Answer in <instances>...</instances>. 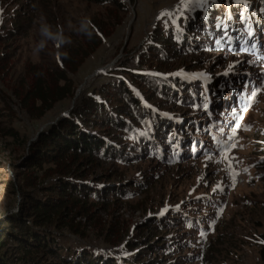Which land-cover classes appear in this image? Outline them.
Wrapping results in <instances>:
<instances>
[{
  "label": "rangeland",
  "instance_id": "obj_1",
  "mask_svg": "<svg viewBox=\"0 0 264 264\" xmlns=\"http://www.w3.org/2000/svg\"><path fill=\"white\" fill-rule=\"evenodd\" d=\"M252 1L116 0L123 11L85 0H0V57L5 54L9 63L8 75L0 79V223L22 203L17 168L30 144L82 99L104 105L102 89L113 94L114 106L106 108L114 116L113 108L126 104L117 90L124 84L147 110L181 132L172 128L161 147L146 141L141 128H136L138 140L117 134L114 127L110 133L88 126L87 132L105 139L110 152L81 184L94 190L88 198L97 205L94 217L120 225V240L110 245L92 227L83 239L54 232L62 255L85 249L115 264H264V19L254 26L264 1L261 10L251 11ZM110 10L119 25L110 19ZM41 16L65 28L73 41L65 47L85 42L68 24L86 17L101 45L70 76L74 97L33 120L11 87L30 66H60L62 49L58 53L50 44L39 55L32 51ZM99 26L111 36H101ZM160 35L172 41L168 55L154 45ZM167 81L180 83L177 92L167 90ZM256 88L262 91L251 104ZM8 127L17 138L2 133ZM124 146L132 151L116 148ZM5 244L11 250L13 244Z\"/></svg>",
  "mask_w": 264,
  "mask_h": 264
},
{
  "label": "trees",
  "instance_id": "obj_2",
  "mask_svg": "<svg viewBox=\"0 0 264 264\" xmlns=\"http://www.w3.org/2000/svg\"><path fill=\"white\" fill-rule=\"evenodd\" d=\"M85 1L126 10L116 0ZM263 1L249 2L250 10L255 8L261 10L260 3ZM109 13H111L110 19L117 20L115 23L119 25L121 22L115 11L110 10ZM263 19V12L257 14L256 24L253 22L254 26H257L258 22H263ZM99 29L100 31L98 29L97 31L101 36L105 38L111 36L108 30L101 26ZM99 37L93 36L91 40L86 39L85 42H77L62 49L59 54L60 66H30L25 77L11 87V92L21 110L31 119L40 120L57 103L73 98L76 88L70 76L75 75L84 62L100 47ZM153 41L163 54L168 55L170 49H173L172 41L166 36L160 35ZM64 52L67 56L61 54ZM8 65L6 55L3 54L0 57V79L8 75ZM159 66L162 67L160 64L156 65ZM130 77L133 78L132 75ZM147 80L149 87L153 88V81L148 77H144L143 82ZM163 80L161 84L164 83ZM166 88L175 93L180 88V83L167 81ZM117 90L121 92L122 99L130 105L129 107L119 102L116 110L113 108L115 115L110 116L106 106L113 107L115 99L110 89H102L100 96L105 97L104 105L97 104L93 99H82L67 117L60 118L46 131H42L36 141L30 144L27 155L21 159L17 168L20 183L17 184L16 189L22 196V203L19 204L16 214L8 216L0 223V264H47L49 258L54 259V264H115L112 260L96 258L93 253L85 249L80 252L67 250L66 256H63V247L57 243L54 233L65 230L83 239L86 238L87 228L92 227L93 230L103 232L105 241L110 245H116L120 240V225L117 222L106 225L102 219L94 217V209L97 205L88 202L89 195L94 190L81 184L95 169L96 161L108 157L110 152V146L105 139L103 140L98 134L90 135L86 129L90 126L91 130L112 133L114 127L117 134L133 135L140 140L136 128H141L145 133L146 141H151L152 145L159 143L161 147L164 146L165 137L174 133L172 128L181 132L174 123L161 119L154 115L153 111L147 110L134 98L132 90L127 85L121 84ZM4 109L10 114L8 106ZM2 113L3 111L0 110V115ZM187 122L190 126L193 125L192 121ZM2 133L17 138L16 132L10 127ZM108 142L112 143V141ZM136 143L139 146V142ZM140 144L141 149L144 148L142 142ZM177 145L175 143L173 147ZM116 148L123 153L132 151L128 146ZM114 153L112 151L110 158L115 157ZM52 180L54 182H50ZM80 219H83V222H80ZM6 241L13 244L11 250L5 249ZM260 254L264 257V250Z\"/></svg>",
  "mask_w": 264,
  "mask_h": 264
},
{
  "label": "clouds",
  "instance_id": "obj_3",
  "mask_svg": "<svg viewBox=\"0 0 264 264\" xmlns=\"http://www.w3.org/2000/svg\"><path fill=\"white\" fill-rule=\"evenodd\" d=\"M93 28L94 26L91 21L86 17L81 19L77 24H72L71 22L68 24V30L77 36H84L89 40L93 37ZM38 37L32 48L33 53L36 55L44 52L50 44L59 53L66 45L73 43L71 36L66 34L65 28L48 23L43 16L40 17L38 25ZM61 54L67 56L66 52Z\"/></svg>",
  "mask_w": 264,
  "mask_h": 264
},
{
  "label": "snow or ice",
  "instance_id": "obj_4",
  "mask_svg": "<svg viewBox=\"0 0 264 264\" xmlns=\"http://www.w3.org/2000/svg\"><path fill=\"white\" fill-rule=\"evenodd\" d=\"M181 2L183 3V0H181ZM160 15H161V16H164V15H168V13H166V12H162ZM261 91H262L261 88H256V89H254V90L252 91L251 96H250V103H251V104H255V103H257V97H258V95L260 94ZM241 119H242V117H241ZM235 127H236V129L238 130V129L240 128V125L237 124ZM244 130H245V131H248V130H249V126L245 125V126H244ZM235 135H236V132L233 131L232 136H235ZM230 139H231V137H230ZM227 147H235V145H231V146H227ZM226 154H227V153H226ZM245 171H247V169H245ZM232 175H233V177H235L236 175H238V173L233 172ZM233 186H235V185H234V182H233Z\"/></svg>",
  "mask_w": 264,
  "mask_h": 264
}]
</instances>
